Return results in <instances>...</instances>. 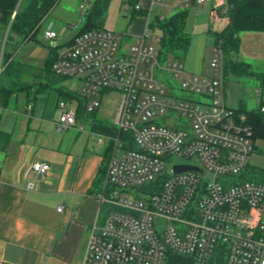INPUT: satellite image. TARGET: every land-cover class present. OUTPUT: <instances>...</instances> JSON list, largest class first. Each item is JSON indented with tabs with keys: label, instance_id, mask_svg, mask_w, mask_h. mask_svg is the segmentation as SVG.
<instances>
[{
	"label": "built area",
	"instance_id": "built-area-1",
	"mask_svg": "<svg viewBox=\"0 0 264 264\" xmlns=\"http://www.w3.org/2000/svg\"><path fill=\"white\" fill-rule=\"evenodd\" d=\"M25 1L18 0L7 24L0 11V76L8 36ZM85 1L84 26L94 4ZM167 3L152 0L148 19L154 5L169 13L211 3L212 18L228 22V0ZM84 26L55 49L52 71L82 80L78 97L88 112H99L112 93L121 100L109 122L112 132L98 136L108 150L95 194L100 210L83 264H264V166L252 162L264 157L258 147L264 133L257 136L248 114L227 103L221 43H215L214 75L205 77L187 73L178 60H163L161 38L149 42V28L130 43L105 28ZM58 37L54 30L44 33L53 45ZM168 76L178 87L166 83ZM257 93L264 118V89ZM57 108L59 130L76 125L78 104L60 100ZM173 157L188 161L174 164ZM181 166L195 169L177 172ZM49 169L46 162L33 164L41 177Z\"/></svg>",
	"mask_w": 264,
	"mask_h": 264
},
{
	"label": "crops",
	"instance_id": "crops-1",
	"mask_svg": "<svg viewBox=\"0 0 264 264\" xmlns=\"http://www.w3.org/2000/svg\"><path fill=\"white\" fill-rule=\"evenodd\" d=\"M16 100L0 105V132L10 138L0 149V264H83L100 210L94 182L107 154L97 140L102 133L78 115L75 126L59 130L57 99L53 106L34 98L24 110ZM78 122L92 137L82 148ZM36 162L50 165L45 176L34 172Z\"/></svg>",
	"mask_w": 264,
	"mask_h": 264
},
{
	"label": "rangeland",
	"instance_id": "rangeland-1",
	"mask_svg": "<svg viewBox=\"0 0 264 264\" xmlns=\"http://www.w3.org/2000/svg\"><path fill=\"white\" fill-rule=\"evenodd\" d=\"M94 1V0H93ZM27 0L23 3L26 5ZM178 0H168L167 5L172 6ZM86 5L85 0H60L49 14L43 19L40 27L28 41H23L17 38L11 31L6 44V55L12 56L13 65L25 64L34 67L44 68L47 61L54 54L57 47H64L68 44L82 29L85 20L82 19L80 5ZM152 0H109L107 12L104 19V28L110 32L120 34L123 41L130 43L135 41L136 36L145 32L149 28V42H154V38L160 37V31L154 26V21L157 17L169 18L173 11L169 13L165 8L154 5L152 6L151 14L148 19ZM138 5L142 9L135 11V6ZM212 4L206 5H192L188 8L186 17L185 29L190 36V44L187 53L184 57L178 60L184 67V70L193 75L212 77L214 69L212 67V60L215 48V41L212 38V31H221L226 26V21H215L212 18ZM47 30H54L59 37L54 41V45L44 39V33ZM5 37V30L2 31ZM129 36V37H128ZM239 37V51L237 54H229V59L237 62H245L251 66V75L237 77L232 73H225V87L226 99L231 108L238 109L241 104L246 105L249 110L258 109L261 104V94L257 90L264 89V80L258 77L255 73H264V32L260 31H242L238 34ZM124 52V48H120ZM3 61V70L7 64V58ZM224 53V59L228 57ZM228 60V58H227ZM15 78H9L6 73H3L0 85H5L7 88L17 89L20 85L32 84V78L21 79L19 86H14ZM175 84L177 87L179 82L171 76L166 77V83ZM17 83V85H18ZM36 83V81H35ZM43 84V80L42 83ZM51 89L43 91L41 95H35L38 86H35L29 94L34 96L28 97L25 92H17L16 105L18 108L25 109L27 102L34 98H46L49 105H55L57 95L60 91H69L74 94H81L83 82L79 77L66 78L62 82L52 83ZM174 95V93H173ZM183 97H186L185 95ZM121 100L119 93H112L103 99L102 106L99 110V116L105 120L109 125L115 118V111L117 105ZM73 107L77 106V99L71 100ZM60 111H56L55 118L59 119ZM110 122V123H109ZM111 126V125H110ZM78 130H82L75 140L76 145L82 148L86 146L92 137L87 134V126L78 122ZM113 127V126H112ZM98 140V138H97ZM258 147L264 153V144ZM108 149L106 148L105 151ZM172 162L185 163L188 160L178 157H173ZM191 161V160H190ZM170 162V163H172ZM192 163L198 164L197 159H193ZM252 162L264 166V157L258 158L254 156ZM170 168V165H167ZM169 170V169H168Z\"/></svg>",
	"mask_w": 264,
	"mask_h": 264
},
{
	"label": "trees",
	"instance_id": "trees-1",
	"mask_svg": "<svg viewBox=\"0 0 264 264\" xmlns=\"http://www.w3.org/2000/svg\"><path fill=\"white\" fill-rule=\"evenodd\" d=\"M60 0H27L26 5L18 12L17 19L12 24V32L15 36L23 41L30 40L36 33L38 26L43 19L49 14L53 7L58 4ZM18 3V0H0V11L3 13V21L6 24L9 22V15ZM230 5L227 13L228 22L221 31H212V38L215 43H221L226 56L229 54H237L239 51V37L238 34L242 31H260L264 32V0H228ZM109 0H94L91 13L88 15L84 30L104 28V19L107 12ZM188 9L175 10L169 18L157 17L154 26L160 31V52L163 60L179 59L186 55L190 36L186 32L185 24ZM7 56V55H6ZM5 56V57H6ZM7 64L0 76V82L3 73L13 80L14 86H19V81L24 78H32V84L20 85L19 88H7L5 85H0V105L8 107L11 104L12 97L17 92H29L38 86L37 90L33 92L39 95L45 90H48L52 83H59L66 78L56 76L52 71L53 56L47 61L44 68L34 67L25 64L13 65L12 56H7ZM228 58V60H227ZM225 61V73H232L237 77L251 75V66L245 62H237L229 59ZM258 77L264 80V73H255ZM43 80V84L42 83ZM36 81V83H35ZM18 83V85H17ZM57 101L67 100L71 101L77 99L78 104V118H83L87 121H92L93 125L101 131V133L110 134L112 126L105 120L98 119L97 111L88 112L85 107V101L69 91H60L57 95ZM239 112L248 114L250 123L253 125L255 134L262 136L264 133V118L258 109L249 110L246 105L241 104L238 108ZM2 137V145L0 149L4 150L10 141L9 135L0 132ZM107 157V154L105 155ZM105 174L104 166L94 182L95 186H100Z\"/></svg>",
	"mask_w": 264,
	"mask_h": 264
},
{
	"label": "water",
	"instance_id": "water-1",
	"mask_svg": "<svg viewBox=\"0 0 264 264\" xmlns=\"http://www.w3.org/2000/svg\"><path fill=\"white\" fill-rule=\"evenodd\" d=\"M190 169H195V168L191 167V166H181V167H177L176 171L177 172H182V171H186V170H190Z\"/></svg>",
	"mask_w": 264,
	"mask_h": 264
}]
</instances>
